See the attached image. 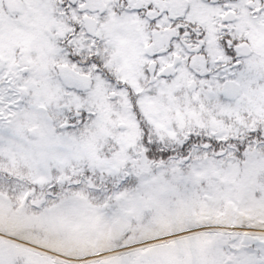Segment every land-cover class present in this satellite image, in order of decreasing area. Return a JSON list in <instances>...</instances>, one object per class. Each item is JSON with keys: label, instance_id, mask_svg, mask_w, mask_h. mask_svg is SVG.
<instances>
[{"label": "snow or ice", "instance_id": "snow-or-ice-1", "mask_svg": "<svg viewBox=\"0 0 264 264\" xmlns=\"http://www.w3.org/2000/svg\"><path fill=\"white\" fill-rule=\"evenodd\" d=\"M0 264H264V0H0Z\"/></svg>", "mask_w": 264, "mask_h": 264}]
</instances>
